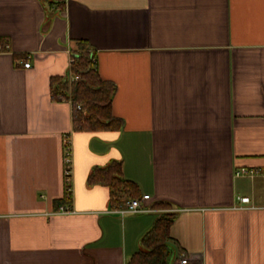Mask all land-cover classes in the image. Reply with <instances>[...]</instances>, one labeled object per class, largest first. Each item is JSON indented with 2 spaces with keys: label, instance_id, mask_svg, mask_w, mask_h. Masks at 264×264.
I'll list each match as a JSON object with an SVG mask.
<instances>
[{
  "label": "crops",
  "instance_id": "1",
  "mask_svg": "<svg viewBox=\"0 0 264 264\" xmlns=\"http://www.w3.org/2000/svg\"><path fill=\"white\" fill-rule=\"evenodd\" d=\"M77 40L115 84L119 129H74L52 96ZM112 160L150 210L109 212L87 177ZM166 211L172 257L264 264V0H0V264H127Z\"/></svg>",
  "mask_w": 264,
  "mask_h": 264
},
{
  "label": "trees",
  "instance_id": "2",
  "mask_svg": "<svg viewBox=\"0 0 264 264\" xmlns=\"http://www.w3.org/2000/svg\"><path fill=\"white\" fill-rule=\"evenodd\" d=\"M56 1L62 4V0ZM95 63L93 49L86 41L77 40L70 64V71L76 77L69 82L67 75L52 76L50 78L52 96L56 99L71 100L74 129L86 131L119 129L122 119L113 115L111 110L115 84L99 76ZM87 183L106 185L112 206L125 198L139 197L137 183L122 176L120 160H112L104 167L93 168L87 177ZM67 203L69 194L64 188L63 196L55 199L54 204L57 208L60 204ZM160 205L170 207L167 202H160ZM173 216V212L166 211L156 218L151 228L142 236L140 248L130 256L127 264H170L172 250L168 240L171 238L169 227Z\"/></svg>",
  "mask_w": 264,
  "mask_h": 264
},
{
  "label": "built area",
  "instance_id": "3",
  "mask_svg": "<svg viewBox=\"0 0 264 264\" xmlns=\"http://www.w3.org/2000/svg\"><path fill=\"white\" fill-rule=\"evenodd\" d=\"M30 63L28 61H23V66L28 67ZM79 108V106H77ZM256 170L253 168L240 167L235 170L236 175H254ZM71 174H72V158H71V148L67 138L64 141V155H63V176H64V188L69 194L71 192ZM148 194H142L140 197L125 198L119 204L113 205L109 212L118 213L124 215L126 213H138L150 210L149 205H147L146 200L148 199ZM236 199L240 202L237 205L239 208L246 207L249 204L250 198L248 196H236ZM57 211L60 212H70L72 211L71 206L66 204H61L58 206ZM170 264H193L191 259L185 253L175 254Z\"/></svg>",
  "mask_w": 264,
  "mask_h": 264
}]
</instances>
